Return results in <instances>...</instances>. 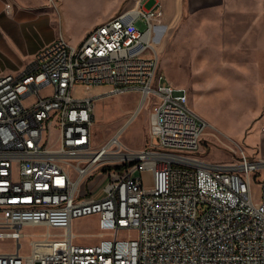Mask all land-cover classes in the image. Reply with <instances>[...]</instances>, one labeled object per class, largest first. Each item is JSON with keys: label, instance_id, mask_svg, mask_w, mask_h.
<instances>
[{"label": "built area", "instance_id": "obj_1", "mask_svg": "<svg viewBox=\"0 0 264 264\" xmlns=\"http://www.w3.org/2000/svg\"><path fill=\"white\" fill-rule=\"evenodd\" d=\"M132 1L79 45L59 35L21 72L0 75V239L16 245L0 264H264V179L260 194L252 187L264 158L198 156L207 123L188 90L159 73L152 43L164 0L150 9ZM94 86L153 104L150 145L120 140L133 116L94 145L102 95L75 94ZM91 180L107 181L102 197L87 189ZM93 214L96 239L76 242L74 219ZM26 226L47 228L28 255Z\"/></svg>", "mask_w": 264, "mask_h": 264}, {"label": "rangeland", "instance_id": "obj_2", "mask_svg": "<svg viewBox=\"0 0 264 264\" xmlns=\"http://www.w3.org/2000/svg\"><path fill=\"white\" fill-rule=\"evenodd\" d=\"M26 1L42 8L50 7L39 12L42 19L20 26L27 41L15 49L18 54L30 53L27 65L59 35L71 44L79 45L92 27L134 5L132 0H56L57 4L54 0ZM155 3L156 0H144L143 6L150 9ZM163 3L164 14L160 24L165 30L156 36L158 43L154 42L159 57V73L174 86L188 90L190 108L207 123L198 156L209 162L237 161L242 153L252 160L264 158V91L250 89L253 85V75L250 76V17L245 11H199L188 0H164ZM0 33L3 34L1 26ZM18 70L13 66V58L0 47V75L18 73ZM106 90H100L97 95L104 94ZM50 91L48 88L42 93ZM75 94L92 96V92L80 88ZM141 101L142 97L137 92L99 97L93 130L94 145L100 147L105 144L136 113L135 119L120 134V140L133 150L150 145L152 103L142 104ZM253 175L256 179H253L252 187L258 195L261 192L260 181L264 179V167L255 170ZM145 177L148 179V173ZM96 182L91 180L87 189L94 190L95 197L100 198L107 181L102 184ZM98 220L97 214L74 219L72 231L77 235L75 241H94L96 237L92 235L100 232ZM58 230L52 228L51 232ZM46 231L45 226L24 227L26 235L21 239V253L30 254L31 240L41 238ZM15 250L13 240L0 239V252Z\"/></svg>", "mask_w": 264, "mask_h": 264}, {"label": "crops", "instance_id": "obj_3", "mask_svg": "<svg viewBox=\"0 0 264 264\" xmlns=\"http://www.w3.org/2000/svg\"><path fill=\"white\" fill-rule=\"evenodd\" d=\"M54 1L56 3V0ZM188 1L189 3L193 2L194 8L199 11H245L247 17H250V76L253 75V78L251 77L253 85L250 89L262 93L264 91V0ZM47 9H50V7L42 8L36 3L30 4L26 0H0V26L3 31V34L0 33V47L5 49V52L13 58L15 70L19 69L17 72H21L28 66L29 57L27 55H30L29 52L18 54L15 49V47L19 48L22 43L27 41L20 26L27 25L35 19H42L39 12H44ZM32 12L34 13L32 14ZM79 88L85 90L82 87ZM104 88L103 86H94L88 90L92 92V95H97Z\"/></svg>", "mask_w": 264, "mask_h": 264}, {"label": "bare ground", "instance_id": "obj_4", "mask_svg": "<svg viewBox=\"0 0 264 264\" xmlns=\"http://www.w3.org/2000/svg\"><path fill=\"white\" fill-rule=\"evenodd\" d=\"M162 29V30H161ZM161 30V32H159ZM164 30H165V27H162V25H160L158 28H157V31H156V36L158 35V34H162V33H164ZM156 36H155V38L152 40V43H153V45H154V42L157 44L158 43V41L156 40ZM154 47H155V45H154ZM142 104L144 103V102H147V101H145V99H143L142 98ZM140 102V103H141ZM143 107V106H142ZM152 108H153V104H152ZM136 115H137V113L136 114H133L132 116H133V118H132V120H134L135 119V117H136ZM131 120V121H132ZM260 166H263V165H260Z\"/></svg>", "mask_w": 264, "mask_h": 264}]
</instances>
